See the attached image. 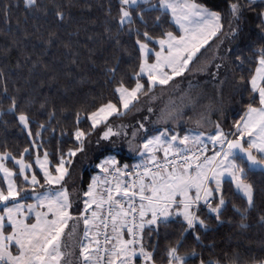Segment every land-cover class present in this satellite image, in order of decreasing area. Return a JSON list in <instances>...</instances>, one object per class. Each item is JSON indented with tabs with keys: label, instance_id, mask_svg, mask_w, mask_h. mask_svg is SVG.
<instances>
[{
	"label": "snow or ice",
	"instance_id": "snow-or-ice-1",
	"mask_svg": "<svg viewBox=\"0 0 264 264\" xmlns=\"http://www.w3.org/2000/svg\"><path fill=\"white\" fill-rule=\"evenodd\" d=\"M0 264H264V0H0Z\"/></svg>",
	"mask_w": 264,
	"mask_h": 264
},
{
	"label": "trees",
	"instance_id": "trees-1",
	"mask_svg": "<svg viewBox=\"0 0 264 264\" xmlns=\"http://www.w3.org/2000/svg\"><path fill=\"white\" fill-rule=\"evenodd\" d=\"M181 86L183 87L184 85H181ZM166 101H167V96H165V97H163L161 100H159V101L157 102V104H158V106H159V105H163ZM229 231H230V227H229V225L225 224L224 226H222V227L220 228V230H219V235H220V236H224V235H226Z\"/></svg>",
	"mask_w": 264,
	"mask_h": 264
}]
</instances>
